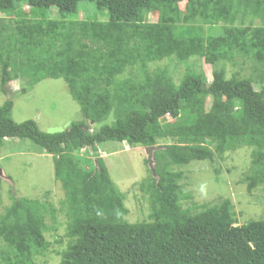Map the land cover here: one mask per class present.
<instances>
[{
	"label": "trees",
	"instance_id": "trees-1",
	"mask_svg": "<svg viewBox=\"0 0 264 264\" xmlns=\"http://www.w3.org/2000/svg\"><path fill=\"white\" fill-rule=\"evenodd\" d=\"M82 2L106 12L107 21H66ZM25 5L36 19L21 18ZM51 8L61 20L46 18ZM0 12L15 17L13 25L0 18L1 91L26 79L23 95L42 80L62 79L82 116L63 133L43 135L33 121L13 122L11 100L0 106V146L28 140L52 158L70 239L58 264H264V220L234 227L228 202L194 214L183 209L182 174L174 171L246 146L252 151L243 183L248 191H264V29L232 26L238 17L264 16V0H0ZM144 13H156V23L142 22ZM218 23L224 25L219 34L204 35L202 27ZM236 56L252 60L257 80L225 79L220 69L207 83L204 74L186 69L174 84L165 69H148L169 58L216 66ZM126 70L138 71L140 79L117 82ZM113 87L114 125L91 134L95 91ZM166 139L173 143L153 151L152 169L139 185L151 222L128 224L124 197L103 159L86 160L85 169L76 152L95 153L106 142L148 149ZM56 213L49 203L13 197L0 213L7 247L0 264H34L49 245L45 215Z\"/></svg>",
	"mask_w": 264,
	"mask_h": 264
},
{
	"label": "rangeland",
	"instance_id": "rangeland-1",
	"mask_svg": "<svg viewBox=\"0 0 264 264\" xmlns=\"http://www.w3.org/2000/svg\"><path fill=\"white\" fill-rule=\"evenodd\" d=\"M185 3L179 4L184 10ZM49 20H61L56 11L51 8L44 13ZM10 25L14 24L15 17H5ZM21 18L34 20L37 17L28 6L22 7ZM66 21H98L106 22V12H97L90 3H80L76 14L67 17ZM141 21L156 23V13H144ZM224 26L218 23L213 27H202L204 35H217ZM234 27L253 30L264 29V16L247 15L244 19L238 17ZM163 68L167 71L174 84H178L186 69L194 73H202L206 82H211L214 70L223 69L225 79L237 75L241 79L257 80L260 70L251 59L236 56L230 63H220L216 66L206 65L202 59L192 57L180 64L174 58L166 59L148 66L149 71ZM136 75V77H135ZM125 77L140 79L138 71L126 70L117 78V82ZM27 87V80L14 81L6 87L11 95L0 89V106L11 97V118L19 124L33 121L43 135H57L66 131L72 123L82 120L77 104L72 100L62 79H45L34 87L20 94V89ZM260 86L255 84L258 92ZM117 89L99 88L95 91L94 120L90 124L91 134H96L105 126L112 127V115ZM209 102L207 103V107ZM168 121V119H167ZM171 122V121H169ZM171 140H162L152 148L130 147L124 143L106 142L98 146L94 153L90 150H79L76 158L81 166L88 168L86 160L94 162L96 157L102 158L108 174L118 191L124 197V206L128 210L125 218L128 224L150 223V208L148 196L140 191V183L147 177L153 166L152 153L157 147L171 145ZM213 152L214 148L208 144ZM252 148L241 146L223 154H214L211 161L191 162L174 171L182 174L180 185V205L191 213L201 211L202 206L213 207L220 202H228L234 220V227H241L250 222L264 220V191L256 188L246 189L243 179L250 172V154ZM0 213L11 204L12 198H26L51 204L56 210L54 218L45 215L44 238L49 244L46 251L36 253L34 264H58L60 253L70 243L66 237L68 220L61 212L64 194L61 187L54 180L53 161L41 148L28 140L6 139L0 146ZM7 250L0 240V253Z\"/></svg>",
	"mask_w": 264,
	"mask_h": 264
},
{
	"label": "water",
	"instance_id": "water-1",
	"mask_svg": "<svg viewBox=\"0 0 264 264\" xmlns=\"http://www.w3.org/2000/svg\"><path fill=\"white\" fill-rule=\"evenodd\" d=\"M5 92L7 93L8 96L11 95L10 92H8L7 90H6ZM10 98H11V97H8V100H10ZM149 149H150V148H148V150H149Z\"/></svg>",
	"mask_w": 264,
	"mask_h": 264
}]
</instances>
